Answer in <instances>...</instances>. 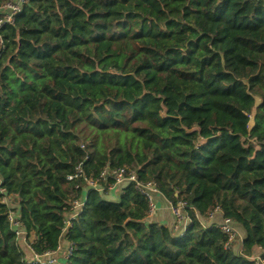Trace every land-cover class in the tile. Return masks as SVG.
Returning a JSON list of instances; mask_svg holds the SVG:
<instances>
[{"label":"trees","instance_id":"16d2710c","mask_svg":"<svg viewBox=\"0 0 264 264\" xmlns=\"http://www.w3.org/2000/svg\"><path fill=\"white\" fill-rule=\"evenodd\" d=\"M92 130L118 138L98 146ZM121 133L140 144L124 147ZM122 166L187 202L185 234L148 217L133 182L118 200L107 196L112 177L87 189L85 177ZM0 178L36 253L74 243L59 264H256L264 0H30L0 29ZM218 207L243 231L241 252L205 222ZM9 210L0 201V264H41L28 261Z\"/></svg>","mask_w":264,"mask_h":264},{"label":"built area","instance_id":"2783aa9c","mask_svg":"<svg viewBox=\"0 0 264 264\" xmlns=\"http://www.w3.org/2000/svg\"><path fill=\"white\" fill-rule=\"evenodd\" d=\"M30 0H6L2 5H0V29L7 23H14L15 17L18 13H20L23 9V6L28 3ZM84 172L81 167L77 168V171L74 175L68 176L69 179H75L79 176H83ZM109 177H112L115 181L112 184H109L108 190L116 188L118 185H125L126 183L133 182L134 187L142 193L149 206V216L155 214L158 209L157 201L154 197V192H161L156 183L151 181H144L139 178L138 173L135 169H129L126 166L118 167L113 170L105 169L99 178L91 179L86 178L87 185L90 188H97L100 191L104 190V186L100 185V181H106ZM79 186V185H78ZM87 196V195H86ZM86 196L84 198H77L73 200L71 214L67 217L65 227L63 229V234L65 235L71 226V220L75 218L83 209ZM0 201L9 205L10 210L8 212V219L13 227L18 238H22L24 240L28 239L27 232L25 230V226L23 221L20 219L19 212L13 208L12 200L10 197L6 195V190L2 186V180L0 178ZM171 210L174 217V227L177 230L181 231V234H185L188 228V225L192 222V219L186 210L187 202L180 201L178 204H173L171 201ZM217 212H222L218 207L214 211L209 214L208 220L205 222L208 224H215L219 227L223 233H225L228 237L225 247L231 248L234 245L239 244L242 248V237L239 233L238 226L236 222L230 218L223 216L221 221L211 222V219L215 216ZM199 219H202L199 214H196ZM75 249V245L73 242L69 241L68 247L63 250V246L60 243L58 248L55 250H47L42 254L36 253L35 259H28L30 263H41V264H59L62 257L67 259L71 257ZM60 252L63 253V256H60ZM256 264H264V258L262 256L256 257Z\"/></svg>","mask_w":264,"mask_h":264},{"label":"crops","instance_id":"0c3cea01","mask_svg":"<svg viewBox=\"0 0 264 264\" xmlns=\"http://www.w3.org/2000/svg\"><path fill=\"white\" fill-rule=\"evenodd\" d=\"M123 185H118L116 188L114 189H110L107 192V196L109 199L111 200H118L120 197V191ZM154 197L157 201L158 204V209L155 212V214L153 216H151L150 218H156L158 220H160L162 223H167V224H173L174 221V217H173V213L171 210V203L170 200L162 193V192H154ZM223 218V213L222 212H217L215 214V216L211 219V222H218L221 221ZM239 233L242 237V239L244 238V233L241 230V228L238 227ZM20 243L23 245L24 249H25V253L27 258L29 259H35L36 258V252L34 251V249L32 248V246L29 244L28 240H24L22 238H20ZM61 244L63 246V250H65L68 247L69 242L67 240H61ZM238 245V251L241 252V247L239 244ZM60 256H63V253L60 252L59 253ZM261 249L258 248L257 249V253L254 256H258L261 255Z\"/></svg>","mask_w":264,"mask_h":264},{"label":"rangeland","instance_id":"374dc122","mask_svg":"<svg viewBox=\"0 0 264 264\" xmlns=\"http://www.w3.org/2000/svg\"><path fill=\"white\" fill-rule=\"evenodd\" d=\"M86 132H89V130L86 129ZM90 132H91V137H93V136L97 137L95 141H96V145H98V146L101 144V139H100L101 137L110 138V140H112V141H115L118 138V134L116 132L105 133V132H100V131H96V130H92ZM119 138H121V144H123L124 147H125V144L127 142H132L133 147H136V145L140 144L139 138L136 137V134H134V133H129V134L121 133L119 135ZM259 256H261V255H258V257ZM64 260H65V258L62 257L60 263Z\"/></svg>","mask_w":264,"mask_h":264}]
</instances>
